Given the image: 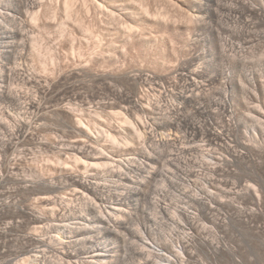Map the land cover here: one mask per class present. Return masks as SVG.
Here are the masks:
<instances>
[{"label":"rangeland","instance_id":"rangeland-1","mask_svg":"<svg viewBox=\"0 0 264 264\" xmlns=\"http://www.w3.org/2000/svg\"><path fill=\"white\" fill-rule=\"evenodd\" d=\"M11 1L0 0V4L6 7L0 8V23L3 25L18 23L29 17L27 12L25 15L14 13L15 4ZM34 1L49 3L50 0ZM91 1L87 2L90 14L87 13L85 17L84 11L81 10L78 15L85 19L84 24L94 25L95 33H100L104 44L115 39L119 44L115 52H99L97 38L85 33L73 19L79 18L75 17V14L78 16L77 12H73L74 14L69 16L71 19L67 21L66 17L63 19L64 13L58 9V14L54 13L48 18L46 16L44 21L43 17L34 24L28 23L27 29L30 32L27 34L35 40L36 37L38 41L42 39L41 48L30 50L29 46H25L26 49L19 47L17 52H24L25 55L20 56L16 52L13 59L9 60V65L22 72L43 74L56 80L71 68L84 64L95 71L112 72L111 74L118 77L117 80L111 81L113 87L128 91L132 83L123 79V71L139 68L145 70L150 80L155 73L168 74L181 60L189 61L192 54L198 55L199 59L190 61L192 64L189 62V67L200 68L206 78L211 77L204 85L205 99L202 96L200 99L205 109L197 112L190 103L181 104L180 107L177 105L178 109L171 106L170 109L162 100L161 111L171 113L172 116L182 113V118L196 119L195 121L203 124V129L210 128L213 124L212 127L216 126V122L220 124L226 115L231 119L230 131H233L229 136L232 141L230 145L244 156L233 159L224 150L209 146L204 138L188 136L183 129L177 132L159 129L155 130L159 133L157 137L162 135L170 138V147H155L153 159L148 160L143 152L145 146L142 137L136 138L137 140L129 137L131 135L124 127L123 133H116L112 129L118 140L117 150L121 148L123 161L127 160L135 167L130 173L136 175L134 178L141 182L144 195L132 202L136 203L137 207L131 209V212L115 213L118 219L112 216L113 222L109 224L113 225L115 230L106 232L101 229L99 232L101 223L91 213L79 212L82 210L79 208L81 205L71 195V187L65 185V188L63 185L64 189L62 188L58 195L66 194L65 197L71 199L57 204L58 206H39L36 201L38 194H35L37 188H29L34 173L40 172L54 179L58 177L61 168L68 170L77 166L79 169L81 166L63 151L59 153L57 150L41 149L36 143L23 144L13 152H6L2 143L6 136L0 132V160L3 162L11 159L9 166L14 173H11L10 169V173L3 172L0 182V203L7 201L1 203L4 207L0 204V208L5 209H0V264H264V0H216L215 4L208 5L214 15L204 11L198 17H192L193 19L189 17L191 15H187L188 12L191 13L184 5L174 4L172 0L170 3V0H145L146 3L140 0L146 4L145 6L142 3L148 9L147 15L143 14L144 6L136 0L137 5L140 3L138 6L130 5V10L134 12L129 10V14L120 13L116 16L98 8L96 10ZM239 1L258 10L260 14L247 11ZM51 2L54 4V1ZM41 7L38 5L39 10H42ZM80 7L79 2L78 8ZM5 9L9 13L4 12ZM156 12L157 16L154 14ZM124 20L135 22L140 28L132 31L133 37L130 36V39L127 34L119 31L123 23L125 24ZM62 21L66 22L61 28L59 24ZM219 43H225L226 50H222L224 47H219ZM42 60L47 62V66L43 65ZM77 80L78 78H69L58 86H68L77 83ZM149 80L146 87L143 83L138 85L141 89L140 96L147 95L145 92H149V95L151 93L153 97L157 96L158 87ZM20 82L14 81L13 86L26 90ZM88 84L90 86L87 88H75L81 93L84 106L82 111L77 105L75 113L84 114L85 121H91L90 123L107 119L109 115L119 121L118 117H123L117 107L122 104L121 99L100 89L102 86L99 84H96L95 89L90 82ZM97 102H104L105 107L101 106L94 111ZM225 102L231 105L228 114L221 108ZM0 104V112L5 113L8 108L5 104ZM78 104H81V101ZM138 115L127 116L134 121L142 118ZM3 119L0 121L3 122ZM117 121L115 124L119 125ZM152 121V118L149 119L151 124L157 119ZM42 122V127L35 132L36 137L58 142L59 147L67 146L76 137L65 120L56 114H50L49 120ZM119 122L121 123V120ZM253 126L262 127L263 133L259 134L257 129L255 132ZM92 127L99 133L98 128L95 129L96 126ZM103 136L105 137L102 135L101 139ZM105 139L99 142H108L109 139ZM59 155L64 161L62 164L56 161ZM175 155L178 157L176 161ZM219 157L230 159V162H216ZM112 163L115 164L111 161L110 165H113ZM105 168L100 166L94 170L104 172ZM190 170L193 175L189 174ZM93 171L91 172L94 173ZM101 177L103 179L100 181L107 183L109 188L116 183L104 179L106 176ZM115 186L123 185L118 183ZM199 198L208 203L210 209H207ZM29 206L44 211L45 220L39 224L32 223L28 217L30 213H21L18 210ZM182 213H188L194 220H189L187 224ZM68 222H72L73 227L63 231L61 224ZM65 252H71L73 258L67 261L63 257ZM37 255L38 262H34Z\"/></svg>","mask_w":264,"mask_h":264},{"label":"bare ground","instance_id":"bare-ground-1","mask_svg":"<svg viewBox=\"0 0 264 264\" xmlns=\"http://www.w3.org/2000/svg\"><path fill=\"white\" fill-rule=\"evenodd\" d=\"M10 1L11 0H9V2ZM51 1H54V4ZM138 1L140 2V0H138ZM13 2L15 4V7L13 6L14 7L13 12L14 13L25 15L24 13L27 12L29 14V17H27V19H25V20L24 19L21 20L18 23L12 22V23H9L7 25H3L0 23V103L5 104L6 107L8 108L7 109L8 111L6 110L5 113H4V111L0 112V119L2 120V118H4L3 122L0 121V132L3 133L4 136H6V139H4V141L2 142L3 148L6 152H13L19 146H21V145L23 146V144L26 145V144L36 143L41 149H45L48 151L57 150L59 153H61V151H63V153L68 154L74 160V162L76 164L81 166V167L78 166L79 169L77 168V166L74 169H68V170L61 168L59 173H58V177L57 178L55 177L56 179L55 178L54 179L48 178L47 176H45L44 174H42L40 172L34 173V175H33L34 177H33V180L30 181L31 185L29 186V188H32V189L37 188L36 192L35 191L34 192H35V194H38L36 197V201H37L38 205L39 204L41 206L43 204L44 205H57V204H61L63 202H67L71 198L69 199V198L65 197L66 194H65V196L58 195V194L60 193V190L63 188V185L65 188L71 187V195L74 196L76 198V200L79 201V205H81L79 208H81L82 210H80L79 212L80 213H82V212L83 213H89V214L91 213L92 216L94 218H96L99 223H101V226L99 227L100 228L99 232L101 231V229H103L102 231H106V232H112L113 230H115L114 226L109 224V222H111V223L113 222L112 216H114L115 219H118V216L115 213H129V212H131L130 211L131 209H134L137 207V204L132 203V202L137 200V199L139 200V198L144 193V191H143L144 189H142L143 187L140 186L141 182H138L134 178L136 175L135 176L132 175V172H133L135 167L133 165L129 164L127 162V160L123 161L124 158L122 159V155H124V154L121 155V153H120L121 148L119 149V151L117 150V147H116V144H117L116 143V140H117L116 137L117 136L115 137V133H112V132L116 131V133H123L125 130L122 132V127H124L127 130V132L131 135V136H129L127 134L129 137H133V139H135V140H137L136 138H138V137H142L141 139H143L142 140L143 144H144L143 146H145V149H143V152H144V154L148 160L153 159L152 153H153V150L155 147L162 145L163 147L167 148L169 146L170 138L162 136L161 133H160L161 136L157 137L159 133L157 134L156 131H158L159 129L160 130L169 129V130H173L176 132L182 131L181 129H183V131L188 136H192L193 138H199V137L204 138L208 142L209 146H214L217 149L224 150L233 159L237 158V157L239 158V157L244 156V155H241L235 149H233V147H231L232 144L230 145L231 139L229 136H231L230 132H233V131H230L231 119L229 117L227 118L226 115L223 116L222 120L220 121V124L219 123L217 124V122L216 123L214 122L216 124V126L212 127L214 125L212 123L213 125L210 126V128L208 127V128L203 129V126H202L203 124L201 125L200 122L195 121L196 120L195 118H194L195 120H193V118L191 119V118H187V117L182 118V115H181L182 113L180 115H179V113H176V116H172L171 113L169 114L166 111H165V113H164V111L163 112L161 111L160 104L163 103L162 100L164 101V103L166 102V104L168 105V107H170V109L172 108L171 106H173V108L175 106L177 107V105H178V107H180L179 105H181V104L184 105L187 103L192 104L194 106V108L196 109L195 111L200 110V109H205V107L201 104L200 99H201V96L203 97V94L206 95L204 85H205L206 81L211 79V77L206 78V75L200 70V68L189 67L190 61L193 62L194 60L197 61L199 59L198 55L192 54L190 56L189 61L181 60V62L178 63L177 66L175 65L176 66L175 68H172L169 73L167 72L168 74L161 73V72L155 73L152 76V78H150V80H152V81L149 80L150 76L145 72V70L138 68V69H135L134 71H127V70L123 71V73H122L123 79H125L128 82L130 81L132 83V86L128 91L119 90L118 88L113 87V85L111 84V81L117 80L118 77L115 76L114 74H111L112 72L109 73V72H107L108 70L107 71H105V70L95 71V70L91 69L92 67L90 68L88 65H84V64H81V65H79L73 69L71 68V70L61 74L59 76V78L56 80L50 78L47 75L37 74V73H33V72L27 73L24 70L26 72L25 73V72H22L21 70L15 68V67L10 66L9 60L11 58L13 59V54H15L17 52V49L21 46H23L24 49H26L25 46H29V48L31 47L30 50L31 49L37 50V49L41 48V43H43L42 39H41V41H38L37 37H36V40L39 42V43H37L35 38L33 39V36L31 38L27 34L30 32V30L27 29L28 23H29V25H31V23L34 24L35 21H37L39 18H43V17H44V19H42V20L44 21L46 16H47V18L50 15L53 16L54 13H56V11L58 9H60V11L64 13L63 19L67 18V21H68L71 19L69 16L73 12L74 13L77 12V15H78L79 11H80L79 13L84 11L83 13L85 16L87 13H89L90 8H89V5L87 3L88 0H79V1L78 0H50L49 3H41V2L38 3L34 0H13ZM79 2L81 4L80 9L78 8ZM144 2H145V0H144ZM170 2H171V0L169 1V3ZM172 2H174V4H177V5L178 4L184 5L191 13V14H189V12L187 10V12H188L187 15H191V16H189L190 18H192V17L195 18V17H198L200 14H202V12H204V11H205V13L207 12V14L209 13V15L210 14L214 15L212 10L208 9V5L209 4H215L216 0H172ZM7 3H8V1H7ZM90 3L93 4L95 9L98 8L102 11H106L107 13L109 12L110 15H112V16H114V14L116 16L118 14L120 15V13H124V15H125V13H128V11L132 8L130 5L136 4V0H92ZM142 3H141L142 6H144V5L146 6V4H145L146 2L143 3L144 5ZM239 3L247 11L254 13V14H258V15L260 14V12L258 10L253 9L252 7L251 8L247 7V5H245V3L243 1H239ZM8 5H11V4H8ZM38 5L39 6L41 5L43 7V8L41 7L42 10L38 9ZM138 5L136 4V6H138ZM177 5H175V6H177ZM145 6L142 7L143 10H145V13L143 12V14H146L148 11V9L145 8ZM0 8L4 9L6 7L3 4H0ZM9 8H7V9H9ZM136 9H137V7H136ZM130 11H132V10H130ZM1 12L2 11H0V14H1ZM4 12L9 13L6 11V9ZM58 12L56 14H58ZM132 12H134V11H132ZM157 12L154 13V14H156V16H157ZM6 13H3V14L5 15ZM163 13H165V12H163ZM159 14L160 13H158V15ZM167 14H165V16ZM0 16H2V15H0ZM130 16H131V14H130ZM68 17H69V19H68ZM75 17H79V18H73L75 21H77L79 23V25L76 23L79 28L81 26L82 30L85 33L94 35L95 38H97V41H98L97 47L99 48V52H101L102 54H104L105 52H106V54H107V52H108V54H110V53L112 54L113 51L115 52V50H117L119 44H118V42L115 41V39L110 40L107 43L105 42L107 45L104 44L103 38L101 37L100 33H97V32L95 33L94 25L84 24L83 20H85V19H83V17L81 15L76 16V14H75ZM160 17L163 18L164 16H160ZM4 18H5V16H4ZM158 18H159V16H158ZM0 22H2V21L0 20ZM65 22L66 21H62L59 25L60 26L64 25ZM123 22H125V20ZM3 23H5V22H3ZM44 25H45V22H44ZM62 27H64V26H61V28ZM137 28H139V27L135 24V22L132 23V22H128L126 20L125 24L123 23V27L122 28L120 27L119 31L120 32L122 31V32H124V34H127L128 38L130 39V36L133 37L132 31L134 29L137 30ZM24 29H25V31H24ZM117 29H119V26ZM138 32H139V30H138ZM107 33L108 32H106V34ZM147 35L148 34H146V37H147ZM187 42H188V40H187ZM120 43L122 44V42H120ZM122 45L125 46L124 44H122ZM97 47H95V48H97ZM219 47H224L221 49L226 50L225 49V43L220 44ZM27 52H29V49ZM78 52L81 53V51H78ZM91 52H92V50H91ZM17 53H19L20 56L25 55L24 52L23 53L17 52ZM14 57H16V56H14ZM11 62H12V60H11ZM42 63H43V65H46L47 62L45 63L42 60ZM190 64H192V63L190 62ZM46 66L44 68H46ZM153 73H154V71H153ZM171 75L173 77H170ZM69 78H78L77 83H73L71 85H68V86L66 85L63 87L58 86V84L60 82L67 80ZM170 78H172V79H170ZM18 80L21 81L20 82L21 86H24V88H26V90L22 89L18 86H13V82L14 81L17 82ZM148 80H149V82L155 83L156 87H158V92H157L158 94L156 93L157 96L154 95V97H153V96H151V93L149 95L148 91H147L148 93H146V92L144 93V94H147L145 96L143 95L144 97L139 95V90L141 91V89L139 88L138 85L144 84V86H145L148 84V82H147ZM88 82H90L91 85L94 86V89L97 86L96 84H99L102 86L100 89L111 92L115 97L121 99L122 104L117 105V107L119 108L118 111H119L120 115H123L122 118L118 117V119L121 120V123L119 122L120 120L117 121V119H115V117H113L111 115H109V117H107V119H100L99 121H94V123L93 122L90 123L91 121H85L86 119L84 118V114H76L75 113V107L77 105L81 107L82 111L84 110V106H83L82 100H81L82 95L79 91L75 90V88L77 86L87 88L88 86H90L88 84ZM18 84H19V82H18ZM149 85H152V84H149ZM149 91H151V90L149 89ZM80 101H81V104H78V102H80ZM109 105H112V104H109ZM101 106L105 107V103L104 102L103 103L97 102L95 104V110L94 111H96L98 108H101ZM178 107H177V109H178ZM229 107H231V105L228 104L227 102H225V105L221 106V108L226 112V113L224 112L225 114H228V111H230ZM201 111H203V110H201ZM175 112H176V110H175ZM113 113H115V111ZM50 114H56V115L62 117L65 120L69 129L76 136L75 139H72L67 144V146H65V147H59L58 142L36 137V134H35L36 130H38L40 127H42V123H43L42 121L49 120ZM134 114H139L140 117H142V118L141 119L138 118V119L134 120L135 122L132 120L133 121L132 122L127 115L134 116ZM154 114H155V117H154ZM151 118L153 119V121H154V119H157V121L154 122L153 124H151V122H149V119H151ZM212 118H213V116H212ZM112 119H113V121H112ZM213 119H212V121H213ZM95 120H97V119H95ZM115 121H117V123H119V125H116ZM261 125H263V124L261 123ZM91 126H94V128L96 126L95 129L98 128L97 131H99V133H96L95 130L93 129V127L91 128ZM112 129L114 131H112ZM253 129L255 132L257 129V132L259 134L263 133L262 127L260 128L258 126H253ZM102 135H105V137L107 139H109L108 142H106V141H105V143L99 142L100 140L105 139L104 136H103V139H101ZM128 136H127V138H128ZM175 137H177V136H175ZM133 142H135V141H133ZM0 144H1V141H0ZM137 144H139V143H137ZM135 148H137V147H135ZM137 149H139V148H137ZM134 150H136V149H134ZM178 151H180V149ZM128 152H129V150H128ZM141 153H142V150H141ZM225 157L224 158L223 157L217 158L216 162H221L220 160H222L226 163H229L230 159H227ZM171 158L173 159V156ZM171 158L169 159V161L171 160ZM232 158H231V160H232ZM176 159H178V157L175 158V161H176ZM214 159H216V158H214ZM10 161H11V159H8L7 161L3 160V162H1V160H0V182H2L1 179L3 178V174H4L3 172H6V173L9 172ZM56 161H58L62 164L63 160L61 159L60 155L57 156ZM66 161H65V164H66ZM111 161H113L115 164L112 163L113 165H110ZM100 166L106 167L104 172H102V171L96 172L94 170V169L97 170ZM58 168H60V167H58ZM64 168H65V166H64ZM81 168H83L84 170H80ZM91 171H93L94 173H92ZM130 171H132V172L130 173ZM11 173H13L12 170H11ZM189 174L193 175V171L190 170ZM102 175H103V177L106 176L104 179L110 180L114 183L116 182L115 185L119 183V184H122L123 186L116 187L115 185H113L112 188H109L107 183L100 181L102 178L101 177ZM11 177H13V176H11ZM142 185H143V183H142ZM120 188H122V189H120ZM31 191H33V190H31ZM34 192H31V193H34ZM199 200L201 202L204 201L202 198H199ZM74 201H75V199L73 200V202ZM5 202H7V201H5ZM4 203H2V204H4ZM203 204L206 206L207 209H210V206H208V203L203 202ZM36 207H38V206H36ZM9 208H10V206H9ZM14 208L16 209L17 207H14ZM2 209H4V208H2ZM66 209H68V208H66ZM18 210L21 213H30V216H28V217H30V219L33 221V222L31 221L32 223L36 222L39 224L40 222L45 220L44 219L45 216L43 214L44 211L42 212V211L38 210L37 208L36 209L32 208V207L30 208V206H29V207H25V208H19ZM51 210H53V209L51 208ZM54 211H56V210H54ZM34 213H37V214H34ZM109 213H113V215H111ZM183 216L186 219L187 224H189L188 223L189 220L190 221L194 220V218L191 215H189L188 213L183 214ZM64 221H65V219H64ZM61 225H62L63 231L70 230V228L73 227V226H71L72 222L63 223ZM93 225L96 226V224H93ZM95 226H94V228H95ZM124 227H125V225H124ZM73 229H71V230H73ZM73 232H75V231H73ZM57 238H58V236H57ZM59 240H61V238H59ZM61 241H63V240H61ZM63 244H64V241H63ZM67 247H68V245H67ZM180 248L182 250H184L183 247H180ZM106 251H108V249ZM63 257L66 258L68 261V260H71L73 258V254L71 252H65L63 254ZM36 260L38 262V255L36 256V258H34L33 261L36 262Z\"/></svg>","mask_w":264,"mask_h":264}]
</instances>
